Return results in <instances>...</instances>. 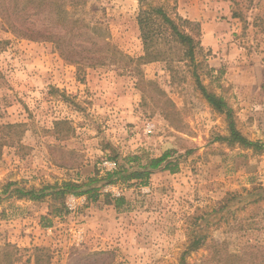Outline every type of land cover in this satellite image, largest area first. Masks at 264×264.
<instances>
[{"label": "rangeland", "instance_id": "rangeland-1", "mask_svg": "<svg viewBox=\"0 0 264 264\" xmlns=\"http://www.w3.org/2000/svg\"><path fill=\"white\" fill-rule=\"evenodd\" d=\"M90 2L121 54L84 76L52 43L19 38L0 18V124H20L7 129L0 188L88 183L110 172L105 162L133 171L168 158L142 179L95 182L98 198L76 195L74 208L73 193L2 200L0 240L20 249L13 264H34L36 254L43 264H180L184 253L197 264L210 251H189L199 233L232 252L264 246V200L223 209L264 187V152L219 139L228 120L195 75L226 100L241 133L264 143V0H159L199 22L190 33L200 44L194 60L176 47L142 64L127 58L144 55L139 1ZM35 247L47 248L50 262Z\"/></svg>", "mask_w": 264, "mask_h": 264}, {"label": "trees", "instance_id": "trees-1", "mask_svg": "<svg viewBox=\"0 0 264 264\" xmlns=\"http://www.w3.org/2000/svg\"><path fill=\"white\" fill-rule=\"evenodd\" d=\"M90 1L0 0V18L8 30L19 38L52 43L60 56L68 63L75 65L78 74L84 76L88 68L104 65L111 60L115 62L118 54H121V51L105 33L106 23L92 15L96 11L89 10L92 7ZM138 1L140 3L138 24L144 55L139 58L127 56L129 63L134 59L140 64L167 59L173 54L172 49L176 47L184 49L183 58L194 60L200 41L190 33V30H193V26H199V22L184 18L177 12L175 16L171 15L167 6L159 0ZM195 75L198 86L208 103L218 112L225 114L228 120L229 135L219 137V139L253 149L256 152H264L263 142H254L238 129L233 109L226 100L209 91L201 82L199 74L195 73ZM57 123L66 124L67 121L62 120ZM16 125L20 124H0V157L4 147L13 143V134L7 129H14ZM167 158L168 153H165L153 159L148 167L133 171L125 167L122 170L107 172L101 179H92L88 183L79 184L70 180L62 184L56 183L36 189L22 187L18 181H8L0 188V202L15 196L19 199L38 201L51 194L63 196L68 193L88 194L90 197L98 198L99 189L96 185V187L92 185L95 182L114 183L116 180L142 179L150 175V169L159 168ZM122 200L121 198L115 199V207H119ZM243 200L254 203L264 200V187L259 186L247 191L244 197L239 194L233 195L223 209L231 210V206L235 207ZM222 212L223 210L220 213ZM192 240L189 251L203 246L209 248L210 245L209 253L204 255L197 264H263L264 262V246L261 245L248 254L243 250L232 252L226 241H207V236L200 233ZM14 251L18 252L20 249L15 244L0 240V264H13L10 257L11 252ZM34 251L45 252L44 256L47 257V261L51 259L50 251L45 247H35ZM40 258L36 254L34 264H43ZM186 260L187 255L184 253L180 264H186Z\"/></svg>", "mask_w": 264, "mask_h": 264}, {"label": "built area", "instance_id": "built-area-1", "mask_svg": "<svg viewBox=\"0 0 264 264\" xmlns=\"http://www.w3.org/2000/svg\"><path fill=\"white\" fill-rule=\"evenodd\" d=\"M148 131L151 132L152 128L149 127ZM104 166L106 167L107 171H112V170H114V168H116V163L115 162H105ZM116 194L120 195V193H116ZM69 200L71 201L69 206L71 208H74V203L78 200V198L76 197V195L71 194V196L69 197Z\"/></svg>", "mask_w": 264, "mask_h": 264}]
</instances>
